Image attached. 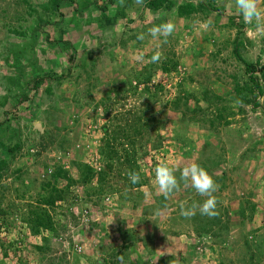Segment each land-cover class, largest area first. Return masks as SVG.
Here are the masks:
<instances>
[{
  "label": "rangeland",
  "instance_id": "374dc122",
  "mask_svg": "<svg viewBox=\"0 0 264 264\" xmlns=\"http://www.w3.org/2000/svg\"><path fill=\"white\" fill-rule=\"evenodd\" d=\"M62 2L0 0V140L20 143L14 154L0 144V237L9 252L0 248V264H264V23L245 24L235 0ZM185 4L197 9L181 17ZM162 21L175 25L166 43L149 35ZM145 66L151 82L136 85ZM120 117L143 131L133 149L140 185L116 163L107 182L70 188L52 210L56 231L32 235L21 220L51 173L63 168L77 181L78 163L101 168L102 129L125 128ZM191 162L218 185L215 217L181 215L182 203L206 199L190 185L165 198L155 183L160 164Z\"/></svg>",
  "mask_w": 264,
  "mask_h": 264
},
{
  "label": "trees",
  "instance_id": "16d2710c",
  "mask_svg": "<svg viewBox=\"0 0 264 264\" xmlns=\"http://www.w3.org/2000/svg\"><path fill=\"white\" fill-rule=\"evenodd\" d=\"M54 5L56 8L61 6L63 4L62 0H53ZM149 4L155 8H161L163 4L167 0H148ZM99 7V6H98ZM196 7L193 4H185L180 5L178 8V13L181 17L189 16L193 12L196 11ZM100 12L102 14V20H107V25H111L112 20H109L106 15V6H100ZM103 25V24H102ZM106 25V26H107ZM64 41V40H62ZM246 65V71L250 74L255 73L257 69V65L253 63H247L244 62ZM162 69L165 73H168L171 71L170 68H168L167 65H163ZM145 70L149 72V74L146 76L145 80L138 76L136 78V85H139L141 83H150L151 77H152V68L146 67ZM58 79V75L55 73L52 74V79ZM43 78H40L38 80L34 79V89L37 88V85L41 83ZM41 81V82H40ZM138 86H135L136 89ZM255 87L258 89V91L261 93L260 85L258 80H255ZM161 88V85L158 86V89ZM146 89H149L147 87ZM120 123H124L125 128H122L121 130H110L109 127L104 126V138L101 146V152L102 155L105 156V163L101 165V168L96 170L91 163L83 164L78 163L77 166L80 169V176L77 181H75L72 177L69 176V172L66 170H63V168L56 169L53 173H51L52 177L51 180L43 185V190L45 191L44 194H39L37 198H35V201H32L28 204V211L27 214H25V217L23 216V223L28 228V231L35 236H40L43 233L47 231H56V221L54 218V214H52V210L55 208L56 204L59 201H64L68 197V194L70 192V188L81 184V185H87L93 182L95 179L102 184L103 182H107L108 177L110 173L115 169V164L117 163H124L129 167V172L131 171H137L139 173V166L137 164L136 158H135V150H133L135 147L134 145L137 144L136 138L137 136H142V129L138 127L139 120L136 118H133L132 120H128V118H121L119 119ZM127 120V121H126ZM121 125V124H120ZM0 144L2 146V149H8L10 153L14 154L17 150L20 149V143H17L14 147L9 146L6 143H4L2 140H0ZM119 144L121 145L122 151L119 149ZM130 145V147H129ZM129 147V148H128ZM2 164H6V162H1ZM128 172V173H129ZM127 174H125L126 176ZM62 178L64 181L67 182V184L64 187L59 188L58 187V179ZM128 179V178H126ZM140 183H138V186ZM126 187H131V185L127 184ZM133 187V186H132ZM5 214V213H3ZM22 217V215H21ZM6 238L0 237V248L4 249V256L8 257L9 252L8 248H6ZM10 246H13V243H9ZM39 251L44 250L42 246L37 247ZM98 263H101V260L98 261Z\"/></svg>",
  "mask_w": 264,
  "mask_h": 264
},
{
  "label": "clouds",
  "instance_id": "9594fccd",
  "mask_svg": "<svg viewBox=\"0 0 264 264\" xmlns=\"http://www.w3.org/2000/svg\"><path fill=\"white\" fill-rule=\"evenodd\" d=\"M236 7L243 17L245 24L260 25L264 23V9L258 6L257 0H235ZM212 24L211 20L205 23V27ZM175 25L171 21H162L158 26L149 29V35L153 38L162 37L164 43L167 38L173 34ZM144 34L138 35V40H143ZM162 53L155 51L150 62L157 63L161 59ZM138 59H143L141 54ZM179 171V177L176 173ZM155 183L158 185L161 194L168 198L171 194L179 191L180 184L183 182L185 185H190L195 192L201 197H206L202 203L192 202L191 204L182 203L181 215L191 217L196 215L197 211L203 216L215 217L218 215L217 199L214 193L217 191L218 185L214 178L207 172V170L197 162H191L182 168L170 167L166 163L160 164L155 169ZM128 179L131 184L136 185L140 183L141 176L137 171L128 173ZM119 259H123L120 257Z\"/></svg>",
  "mask_w": 264,
  "mask_h": 264
},
{
  "label": "water",
  "instance_id": "95a60500",
  "mask_svg": "<svg viewBox=\"0 0 264 264\" xmlns=\"http://www.w3.org/2000/svg\"><path fill=\"white\" fill-rule=\"evenodd\" d=\"M36 129L39 130L40 132H43V127L41 123L36 124Z\"/></svg>",
  "mask_w": 264,
  "mask_h": 264
},
{
  "label": "built area",
  "instance_id": "2783aa9c",
  "mask_svg": "<svg viewBox=\"0 0 264 264\" xmlns=\"http://www.w3.org/2000/svg\"><path fill=\"white\" fill-rule=\"evenodd\" d=\"M79 250L81 251V248H79Z\"/></svg>",
  "mask_w": 264,
  "mask_h": 264
}]
</instances>
